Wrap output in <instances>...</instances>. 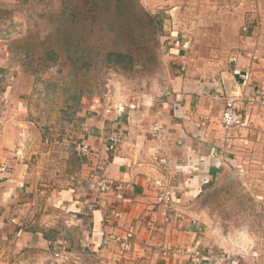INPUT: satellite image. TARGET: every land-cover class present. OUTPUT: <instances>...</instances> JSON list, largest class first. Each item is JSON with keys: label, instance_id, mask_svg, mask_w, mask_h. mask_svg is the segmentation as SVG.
<instances>
[{"label": "crops", "instance_id": "obj_1", "mask_svg": "<svg viewBox=\"0 0 264 264\" xmlns=\"http://www.w3.org/2000/svg\"><path fill=\"white\" fill-rule=\"evenodd\" d=\"M3 2L0 159L9 168L5 178L0 176V264H193L184 254L170 251L185 245L217 255L225 250L239 264H264V246L260 247L257 234L226 226L215 209L218 202L208 199L233 160L228 148L232 139L220 122L227 85L215 90L207 82L190 84L173 75L168 89L145 95L139 112L104 113L96 122L94 114L91 122H75L74 136L63 138L62 147L55 146L34 116L41 109L32 104L44 79L14 61L7 24L15 11ZM146 2L158 9L168 5L176 47L184 40L186 46L192 43L189 35L182 38L186 31L193 37L206 32L209 54L230 48L226 54L237 68L230 73V82L238 88L234 92L241 93L244 131L260 137L264 133V0ZM188 11L196 18L185 25L181 17ZM116 132L118 143L106 141ZM73 137L90 144L91 158L74 151ZM238 139L245 138L232 143ZM100 177L112 178L119 187L99 192L94 183ZM160 179L174 190L175 210L169 221H164L157 204ZM154 217L158 227L149 230L147 224ZM131 227L135 233L130 248L110 241L111 233Z\"/></svg>", "mask_w": 264, "mask_h": 264}, {"label": "rangeland", "instance_id": "obj_2", "mask_svg": "<svg viewBox=\"0 0 264 264\" xmlns=\"http://www.w3.org/2000/svg\"><path fill=\"white\" fill-rule=\"evenodd\" d=\"M135 1L128 0V4L132 3L133 5L131 11L127 12L131 14L132 21L129 24L130 18L125 19L123 17L127 23L120 32L118 30H120L119 24L121 22H117L118 13L115 9V0L100 1V7L97 8L96 13H103V18L92 24L91 21H85L82 13L90 7V4L85 3L88 0L0 1L3 2V6L5 4L8 6L7 8L15 11V16L7 24V31L13 51V59L22 65L24 70L36 66L44 46L57 48L56 46L63 44V41H58V39L60 40L62 36L63 39L68 37V31L73 24L64 23L63 20L59 19V13L63 17L64 13L70 12L72 9L70 6L75 2L82 4L81 13L78 15L80 18L82 16V20L78 24V29L92 28L91 33L87 31L89 42L97 44L98 48L99 46L103 47L101 49L105 51H130L133 55V63L130 62L127 68L120 71L111 67H98L94 72L93 84L88 87L89 90L83 86L84 91L74 87L72 75L67 74V66L63 67L62 72L58 71L57 66L36 72V75L44 79L45 85L39 84L43 90L32 97L33 107L41 109L35 111L34 116L42 123L46 134L51 138L50 140H54L55 146L62 147L61 140L63 138L69 134L74 136L75 122L81 124L85 120L90 121L94 114L96 115L94 116L95 122L99 120L97 117L105 116L104 113L106 112L101 110L110 103L136 102L142 107L144 105L143 100L146 99L145 95L153 96L160 92V89H168L173 75L182 76L184 81L188 80L190 84L197 82L205 85L207 82L215 90L217 88L224 90L226 84L227 90L224 94L228 96H233L232 92L238 89L236 84L231 86L230 82L233 80L230 73L237 69L234 63L230 61V54H226L230 48L221 47V52L218 51L220 53L209 54L210 48L206 46V32H199L202 37L200 35L193 37L190 35L191 33L185 30L187 36H182V38L186 39L189 35L192 38V43L186 46L184 40L181 42V46L176 47L173 44L169 30V26L172 25V17L166 13L168 5H162V8L158 9L156 6L147 5L146 0H137L144 9L153 14H158L163 24L161 30L156 33L153 39L147 41V44L142 43L146 41L145 37L136 40V36L141 33L139 25L142 17L132 14L138 11V6L134 5ZM149 7L157 10L152 12ZM192 7L195 5L190 6V8ZM66 9H68L67 12ZM93 13L94 8L86 14L93 15ZM189 13L188 11L186 15L181 17L185 25L189 23V19L196 18L194 14L190 15ZM2 15L10 16L9 12H3ZM142 16L146 17L144 14ZM58 30L63 33L60 34ZM49 35H54V37H49ZM31 36H33L34 41L48 38L47 41L49 42L45 45L40 44L41 46L27 47ZM179 37H181L180 32ZM145 52H150L149 54L152 56V62H147L149 63L147 67H143L140 62L141 58L145 57ZM94 104L96 108L93 107ZM243 131L244 129H227L228 136L232 139L228 143V148L233 156L232 164H230L227 175L225 174L218 179V184L215 185V189L208 196V199L218 202L215 209L219 215L224 217L226 226H232L233 230L240 228V231L245 233L252 231L257 234L260 247H263L264 133L258 137L256 133L254 135L250 130ZM111 133L107 135L106 141L111 139ZM116 134L118 133L116 132ZM240 137L245 138L243 141L238 139L242 144L238 141L232 143L235 138ZM75 139L73 137L74 143H71V147L79 156L84 157L75 148V144L83 140ZM237 151L240 153L239 156L236 155ZM57 153L59 152L55 154ZM91 156L92 153L86 157L91 158ZM118 187L115 186L114 188ZM223 252L226 253L227 251L222 250L220 254H215V256L224 257L225 263H229L230 260L227 256H222ZM230 255L231 258H235L234 254Z\"/></svg>", "mask_w": 264, "mask_h": 264}, {"label": "trees", "instance_id": "obj_3", "mask_svg": "<svg viewBox=\"0 0 264 264\" xmlns=\"http://www.w3.org/2000/svg\"><path fill=\"white\" fill-rule=\"evenodd\" d=\"M100 1L101 0H88V3L90 4V7L88 10L83 11V18L85 21H91L92 23L98 22L100 19L103 18V13L99 12V14L96 13L97 8L100 7ZM115 9L118 17V23L119 29L118 32L124 29L125 24L127 23L125 20H123V17L130 18L129 11L132 9V3L130 5L128 4V0H115ZM87 5V4H85ZM135 6H138V11L132 14H137L138 16L142 17L140 18V25L139 28L141 30V33L139 36H136V40H139L142 37L146 38V41H143L142 43L145 44L147 41L153 39L159 30L162 28V20L158 16V14H153L150 11H147L142 7L140 4H138V1H135ZM81 6L82 4H79L78 2L72 4L70 7L72 9L68 13H64V16L62 17L59 13V19L63 20L64 23H71L73 26L71 29H69L68 37L63 39V36L60 37V40L63 41V44H60V46L51 47L44 46L41 50V55L37 59V64L34 66L31 70L32 72L37 71H43L51 66H57V69L59 72H62V69L64 66L68 67L67 74L72 75L73 81H74V87L80 88L82 91V87H86L87 90H89L88 87L93 84L95 78H94V72L98 67H111L116 70H122L123 68H127L129 66V63L132 62L133 55L130 51H114V50H102L103 47L91 43L88 41V33L87 31L92 32V28H86L84 30L78 29V24L82 20L78 16L81 13ZM92 8H94L93 15L86 14L89 12ZM68 9H66V12ZM142 12V13H141ZM140 14V15H139ZM142 14H144L146 17H143ZM122 18V19H121ZM132 19L130 18L128 20L129 24H131ZM96 22V23H97ZM124 22V24H123ZM80 32L78 33L77 32ZM59 31V30H58ZM60 34H62V31H59ZM57 34L58 36L60 34ZM54 37V35H49V37ZM133 37V35H132ZM52 39V38H51ZM50 39V42H51ZM48 38H43L41 41H34L33 36L31 38L29 37V42L27 47H33V46H41L45 45V43H48ZM147 44V43H146ZM102 48V49H101ZM150 52H145V57L141 58L140 62L142 63L143 67L149 66V63L152 62V56L149 54ZM64 58V60H63ZM100 65V66H97ZM59 66V67H58ZM40 68V69H38ZM37 74V73H36ZM50 84L49 82H46Z\"/></svg>", "mask_w": 264, "mask_h": 264}, {"label": "built area", "instance_id": "obj_4", "mask_svg": "<svg viewBox=\"0 0 264 264\" xmlns=\"http://www.w3.org/2000/svg\"><path fill=\"white\" fill-rule=\"evenodd\" d=\"M248 73H245V79L248 78ZM233 96H228L225 107L221 114V123L226 129H244L247 126V121L241 114L238 101L240 100L241 93L239 91L232 92ZM96 108V105L93 106ZM140 105L136 102H121L117 104L110 103L103 108V112L106 113H117L118 115L125 114L127 110L132 112H139ZM97 111V110H95ZM120 135L117 134L111 135V139L109 141L116 143L118 142ZM229 137V136H228ZM75 148L78 153L88 156L92 153V147L87 142H77L75 144ZM8 165L5 162L0 161V176L5 178L8 175ZM157 184V204L162 206V217L164 221H169L172 215V212L175 210V198H174V190L172 185L165 180L160 179L156 181ZM117 186L116 182L110 177H100L98 178L95 183L94 187L101 193L108 192L112 188ZM158 227L157 225V217H154L150 220L147 224V228L149 230H156ZM134 228L131 227L128 230L122 233H111L109 235L110 241H114L120 244L123 248H130L132 245V241L134 238ZM172 253H181L184 254L187 259L193 264H239L238 259L231 258V255L226 253H222L227 256L230 260L229 263H225V258L220 256H215L214 253H206L204 250H201L192 245H185L172 248L170 250ZM167 253V252H166ZM230 255V256H229ZM107 264H111L108 262Z\"/></svg>", "mask_w": 264, "mask_h": 264}]
</instances>
